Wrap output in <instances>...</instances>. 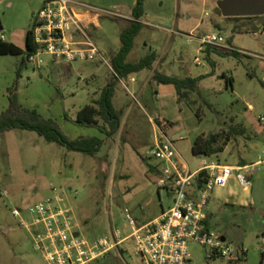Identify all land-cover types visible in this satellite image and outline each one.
<instances>
[{"label": "rangeland", "instance_id": "374dc122", "mask_svg": "<svg viewBox=\"0 0 264 264\" xmlns=\"http://www.w3.org/2000/svg\"><path fill=\"white\" fill-rule=\"evenodd\" d=\"M104 1H92L108 13L87 30L107 63L100 59L66 63L43 55L40 66L27 62L18 77L24 56H0V114L10 106V94H16L24 108L53 119L71 139L104 140L99 153L89 156L34 131L14 129L0 135V264H45L29 229L21 227L12 212L23 209L22 217L27 218L25 210L51 196L53 185L66 192L81 232L91 240L110 236L116 228L128 231L131 223L125 209L139 225L157 219L173 202L168 188L159 184L164 170L172 167L152 156L156 143L165 140L163 133L179 152L178 162L191 172L201 166L192 151L195 139L230 127L246 128L245 134L235 136L224 153L212 159L230 165L245 160L250 166L264 159V15L227 19L217 12L222 0H146L142 29L127 61L136 63L152 53L156 61L151 69L121 81L109 64L121 48L120 34L130 22L126 17L132 0ZM42 3L0 0V33L6 41L25 48ZM211 33L226 36L240 55L208 53L209 46H202L200 39ZM156 73L203 78L197 92L179 99L173 85L155 82ZM112 83L121 123L109 137L104 131L110 126L102 119L99 127L104 131L76 120L80 109L98 100ZM177 134L181 136L173 139ZM254 170L251 187L232 177L224 187L215 188L209 207L212 230L240 249V259H210V248L190 243L189 264H264V165ZM116 259L119 264H143L131 242L115 248L99 264Z\"/></svg>", "mask_w": 264, "mask_h": 264}, {"label": "built area", "instance_id": "2783aa9c", "mask_svg": "<svg viewBox=\"0 0 264 264\" xmlns=\"http://www.w3.org/2000/svg\"><path fill=\"white\" fill-rule=\"evenodd\" d=\"M77 7H81L79 10ZM108 11L75 0H43L31 28L32 37L38 50L28 59L29 63L40 66L43 55L66 63L88 62L97 59L107 63L103 52L88 34L91 25L98 26L100 16ZM226 36L211 33L200 39L202 46H218L233 50ZM0 39L5 40L3 31ZM114 76L122 81L111 64ZM165 140L158 141L152 156L169 164L165 178L159 181L168 188L172 206L148 223L139 225L125 209L130 229H113L110 236L88 239L81 232V223L73 209L66 203L64 191H56L46 199L30 206L22 217V210L12 212L19 224L29 229L35 250L40 252L45 264H96L103 261L115 248L131 242L133 252L143 264H189L190 243L210 248L208 257H226L236 260L240 249H235L222 240V236L211 228L209 210L212 192L224 187L234 177L244 187L251 186L255 168L264 165V159L249 167L221 164L212 158L202 157L201 166L191 172L178 159L181 158L172 141L163 133ZM175 153V156H174Z\"/></svg>", "mask_w": 264, "mask_h": 264}, {"label": "trees", "instance_id": "16d2710c", "mask_svg": "<svg viewBox=\"0 0 264 264\" xmlns=\"http://www.w3.org/2000/svg\"><path fill=\"white\" fill-rule=\"evenodd\" d=\"M146 0H137L132 10V15L128 25L122 30L120 34L121 48L116 52L111 59V66L114 72L120 78L129 77V75L141 72L143 70L151 69L156 61V53L145 55L136 63L128 62V56L134 48L135 39L142 29L141 19L145 15V2ZM217 12L222 15V11L217 8ZM254 19L259 16L252 17H228L227 19ZM238 28V26H236ZM38 46L35 44L32 37L31 29L28 30L26 35L25 48H21L14 43L0 39V56L4 55H22L23 62L18 69L17 75L21 76L23 67L26 66L28 59L31 55L35 54ZM215 51L220 55H240L236 50L223 49L218 47L209 46L208 53ZM116 77V76H115ZM200 78H179L170 76L164 73H156L154 76L155 82L164 85H173L179 96V99L187 98L191 93L197 92L199 89ZM231 82V81H230ZM115 83L107 85L103 90L98 100L93 104L86 105L78 113L76 122L81 125L99 127V119L107 122L110 130L106 132L107 136H113L120 128L121 119L113 103L115 94ZM10 106L6 111L0 114V135L14 129H23L34 131L40 136L44 137L49 142H56L69 151L84 153L89 156H96L101 150L104 140L98 136H80L77 139L68 137L61 127L53 120L45 118L40 115L36 110H29L24 108L18 101L17 95L10 94ZM246 128L230 127L228 130H221L210 134L199 135L192 146V151L196 156L215 158L225 151L226 146L233 140L235 136L244 135ZM246 256V252H242ZM240 259L237 258L238 261ZM119 264L118 259H116Z\"/></svg>", "mask_w": 264, "mask_h": 264}, {"label": "water", "instance_id": "95a60500", "mask_svg": "<svg viewBox=\"0 0 264 264\" xmlns=\"http://www.w3.org/2000/svg\"><path fill=\"white\" fill-rule=\"evenodd\" d=\"M219 9L224 17H252L264 15V0H222L219 2ZM177 134L173 139L178 138ZM199 159L202 156H197ZM225 241V237H222Z\"/></svg>", "mask_w": 264, "mask_h": 264}, {"label": "crops", "instance_id": "0c3cea01", "mask_svg": "<svg viewBox=\"0 0 264 264\" xmlns=\"http://www.w3.org/2000/svg\"><path fill=\"white\" fill-rule=\"evenodd\" d=\"M76 2H79V3H85V4H89V5H92V6H94V7H97V5H95L94 3L95 2H102V3H104V2H106V1H102V0H75ZM94 3H93V2ZM137 2H136V0H132V2L130 3V5H129V7H130V15H128L126 18L127 19H131V15H132V10H133V7L135 6V4H136ZM115 4V3H114ZM116 4H117V6L119 5V6H121L122 5V2H119V1H116ZM110 5H112V4H110ZM79 10H81L82 8L81 7H77ZM97 8H99V7H97ZM113 103H114V98H113ZM114 105H115V103H114ZM81 110V109H80ZM79 113V112H78ZM224 153V152H223ZM223 153H221V154H223ZM263 159H260V160H258V161H255V163L254 164H256V163H258V162H260V161H262ZM240 165H231V166H241V167H249V168H251L250 167V165L249 164H247L246 163V161L245 160H243V161H240ZM226 165H230V164H226ZM255 173V172H254ZM251 187V186H250ZM249 188V187H248ZM18 210H22L23 211V209H18ZM210 218H211V221L213 220V215H212V213H211V215H210ZM211 224H212V222H211ZM223 237H225V239H226V236H224L223 235ZM106 259V258H105ZM105 259H103V261H101V262H98V263H96V264H99V263H102V262H105Z\"/></svg>", "mask_w": 264, "mask_h": 264}]
</instances>
